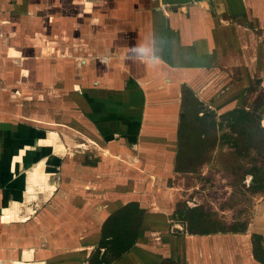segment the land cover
Masks as SVG:
<instances>
[{"label":"crops","instance_id":"obj_1","mask_svg":"<svg viewBox=\"0 0 264 264\" xmlns=\"http://www.w3.org/2000/svg\"><path fill=\"white\" fill-rule=\"evenodd\" d=\"M252 88L264 0H0V264H96L131 203L138 238L110 264H260L264 223L189 235L173 220L189 195L168 184L181 125L250 112Z\"/></svg>","mask_w":264,"mask_h":264},{"label":"rangeland","instance_id":"obj_2","mask_svg":"<svg viewBox=\"0 0 264 264\" xmlns=\"http://www.w3.org/2000/svg\"><path fill=\"white\" fill-rule=\"evenodd\" d=\"M255 93L252 88L251 111L240 123L220 116L214 127L207 114L197 124L181 125L180 151L184 153L179 154L177 170L183 174L168 183L185 190L189 195L185 200L196 204L191 208L202 206L213 220L226 225L253 223V230L264 223V88L253 98ZM162 184L166 183L151 180L155 188ZM179 204L189 207L184 201Z\"/></svg>","mask_w":264,"mask_h":264},{"label":"trees","instance_id":"obj_3","mask_svg":"<svg viewBox=\"0 0 264 264\" xmlns=\"http://www.w3.org/2000/svg\"><path fill=\"white\" fill-rule=\"evenodd\" d=\"M248 116V112L244 109L233 110L223 114L221 117H229L232 121L240 123ZM215 121L212 126L215 127ZM144 211L138 207L137 203H131L119 211L111 215L103 225L99 247L96 250L95 259L99 256L100 249L104 248L103 258L96 264H110L108 253L118 252L125 253L130 249L138 238L139 231L142 225ZM173 220L183 226L184 231L189 235H209L218 233H243L246 230V225L233 223L226 225L219 221L213 220L212 215L206 212L204 207H183L181 204L176 205V210L173 214ZM122 241V242H121ZM125 243V244H122ZM252 254L254 259L260 264H264V237L259 234H253L251 238ZM116 249V250H115ZM115 250V251H113ZM160 264H178L172 260L162 261Z\"/></svg>","mask_w":264,"mask_h":264}]
</instances>
